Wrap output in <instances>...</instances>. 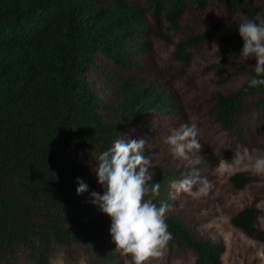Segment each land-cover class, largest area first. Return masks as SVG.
<instances>
[{"label": "trees", "instance_id": "1", "mask_svg": "<svg viewBox=\"0 0 264 264\" xmlns=\"http://www.w3.org/2000/svg\"><path fill=\"white\" fill-rule=\"evenodd\" d=\"M221 1L248 19L264 15L260 0ZM207 2L146 0L143 7L127 0H0V264H50L61 245H70L69 254H80L87 264H122L100 210L91 203L94 161L125 125L143 123L152 111L177 108L172 94L157 84V74L146 79L132 72L142 68L139 53L152 32L145 14L155 26L165 19L182 30L188 5L204 8ZM214 29L220 30L224 64L239 54L243 41L236 23ZM211 30L180 38L174 58L188 60V48ZM97 54L110 63L109 70L96 64ZM253 76L254 67L248 68L237 89L213 94L211 111L223 129L264 108V85H247ZM150 171L151 183L161 185L154 202L171 206L170 171ZM229 178L236 188L251 179L241 171ZM78 180L87 185L79 195ZM257 216L256 207L245 206L230 221L264 241ZM166 223L173 235L169 251L188 247L193 264H218L219 242L197 236L173 213H167Z\"/></svg>", "mask_w": 264, "mask_h": 264}, {"label": "rangeland", "instance_id": "2", "mask_svg": "<svg viewBox=\"0 0 264 264\" xmlns=\"http://www.w3.org/2000/svg\"><path fill=\"white\" fill-rule=\"evenodd\" d=\"M127 1L146 6V0ZM260 1L264 4V0ZM145 19L152 32L147 36V48L139 53L142 68L132 72L146 79L157 74V84L165 86L172 94L177 108L174 113L152 111L143 123L125 125L118 138L125 142L141 138L147 140L144 155L152 162V168L161 167L170 171L167 197L172 205L168 213L179 216L186 225L192 227L197 236L219 242L223 246L218 264H264V241L247 235L230 221L243 207L254 206L258 209L255 224L264 228V175H253L243 165L228 170L221 167L222 160L231 163L235 153H242L244 149H248L253 156L264 155V108L260 111L252 109L229 130L220 126L211 111L213 94L220 90L237 89L245 78L246 70L254 67L255 63L254 60L241 63L239 54L221 63L218 50L220 30L211 29L228 23L239 26L248 18L221 0H208L204 8L188 5L180 18L182 30L170 27L165 19L159 26H155L148 13ZM209 30L197 46L188 48V60L182 62L174 58V45L180 38L186 34H203ZM156 31L167 38L158 36ZM95 62L105 70L111 68L110 63L100 54L95 56ZM92 84L103 96L101 88L94 82ZM193 122L200 129L198 139L202 149L199 153L200 163L189 165L185 161L173 159L164 140L173 129ZM193 167L211 185L208 194L198 199L185 193L177 194L171 188L172 182L183 179ZM239 171L251 177L242 188H236L229 178L232 173ZM93 176L94 191L102 193L95 173ZM99 216L102 224L110 229V218L101 211ZM69 249L70 245L58 246L50 264H87L80 254L70 255ZM194 258V252L188 247L175 246L171 251L166 247L163 255L151 260L150 264H193ZM121 260L122 264H131L130 257H121ZM23 264L39 263L26 260Z\"/></svg>", "mask_w": 264, "mask_h": 264}, {"label": "clouds", "instance_id": "3", "mask_svg": "<svg viewBox=\"0 0 264 264\" xmlns=\"http://www.w3.org/2000/svg\"><path fill=\"white\" fill-rule=\"evenodd\" d=\"M238 33L243 41L238 56L241 63L255 61V76L247 80V85L249 88L264 85V78H261L264 77V16L257 14L241 22ZM199 135L196 123H186L173 129L164 143L173 159L194 165L201 159ZM146 144L144 138L128 142L118 138L95 158L93 167L102 193L93 191L91 203L110 218L109 234L115 245L114 252L130 257L131 264H150L151 260L163 255L173 239L166 223L170 205L162 201L158 206L154 202L160 195L161 185L151 183L154 173L150 171L152 162L144 155ZM240 165L253 175H264V155L253 156L248 149L235 153L231 163L221 161L225 170ZM77 183L78 195L87 190L85 183L79 180ZM171 188L177 194L185 193L198 199L208 194L211 185L193 167L183 179L172 182Z\"/></svg>", "mask_w": 264, "mask_h": 264}]
</instances>
